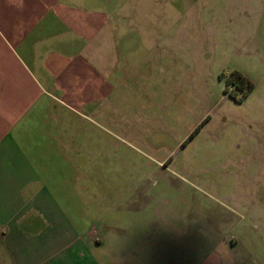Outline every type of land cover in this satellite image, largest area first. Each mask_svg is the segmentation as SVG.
Instances as JSON below:
<instances>
[{"label":"rangeland","instance_id":"1","mask_svg":"<svg viewBox=\"0 0 264 264\" xmlns=\"http://www.w3.org/2000/svg\"><path fill=\"white\" fill-rule=\"evenodd\" d=\"M139 10L156 43L123 108L77 129L76 207L140 246L125 264H264V0Z\"/></svg>","mask_w":264,"mask_h":264},{"label":"crops","instance_id":"2","mask_svg":"<svg viewBox=\"0 0 264 264\" xmlns=\"http://www.w3.org/2000/svg\"><path fill=\"white\" fill-rule=\"evenodd\" d=\"M151 1L0 0V264L141 261L74 183L77 129L123 108L136 48L156 43L135 31Z\"/></svg>","mask_w":264,"mask_h":264},{"label":"trees","instance_id":"3","mask_svg":"<svg viewBox=\"0 0 264 264\" xmlns=\"http://www.w3.org/2000/svg\"><path fill=\"white\" fill-rule=\"evenodd\" d=\"M237 76H238V82L239 83H241L244 79L241 77V76H239L238 74H237ZM237 87H238V85H236ZM249 87L251 86V85H248ZM240 87V86H239ZM240 88H242V87H240ZM246 98V95H244L243 96V98H242V100H236V102H243V100ZM238 102V103H239ZM208 120H209V116L205 119V120H203L202 121V123L200 124V125H198L195 129H194V131L191 133V135L189 136V138L186 140V142L184 143V144H186L187 142H189L190 140H192L198 133H200V131L202 130V128L204 127V125L208 122Z\"/></svg>","mask_w":264,"mask_h":264}]
</instances>
